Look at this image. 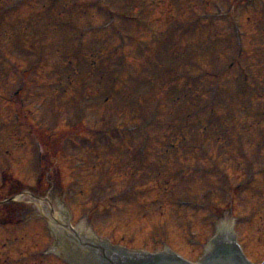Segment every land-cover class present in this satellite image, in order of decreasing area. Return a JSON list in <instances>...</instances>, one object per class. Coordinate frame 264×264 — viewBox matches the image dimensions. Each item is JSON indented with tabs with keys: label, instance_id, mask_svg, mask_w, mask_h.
<instances>
[{
	"label": "rangeland",
	"instance_id": "rangeland-1",
	"mask_svg": "<svg viewBox=\"0 0 264 264\" xmlns=\"http://www.w3.org/2000/svg\"><path fill=\"white\" fill-rule=\"evenodd\" d=\"M154 1L15 0L0 18V264H61L53 236L72 234L62 202L73 227L93 224L101 237L146 250L164 238L193 260L216 201L248 258L263 260L264 0ZM210 55L236 65L189 88L182 77L213 72ZM211 92L217 104L188 114L190 96L199 103ZM22 117L47 135L45 152L44 133L32 136ZM77 122L86 130L67 134ZM184 136L186 153L184 144L169 149L158 174L159 149Z\"/></svg>",
	"mask_w": 264,
	"mask_h": 264
},
{
	"label": "water",
	"instance_id": "water-1",
	"mask_svg": "<svg viewBox=\"0 0 264 264\" xmlns=\"http://www.w3.org/2000/svg\"><path fill=\"white\" fill-rule=\"evenodd\" d=\"M216 239L222 240V237ZM218 240L214 242L215 248L207 254L203 264H233L238 258L242 261L240 248L235 242L228 240L220 244ZM90 248L91 258L89 256L86 260L77 257V252L73 250L68 256L75 261V264H187L171 253L152 255L141 251L117 249L110 245L103 249L95 244L90 245Z\"/></svg>",
	"mask_w": 264,
	"mask_h": 264
},
{
	"label": "trees",
	"instance_id": "trees-1",
	"mask_svg": "<svg viewBox=\"0 0 264 264\" xmlns=\"http://www.w3.org/2000/svg\"><path fill=\"white\" fill-rule=\"evenodd\" d=\"M206 57L204 56V60H207V61H211L212 62V67H214L215 69H216V67L218 66V62H219V60L218 59H216V58H214V57H207V59H205ZM141 66H143V65H141ZM188 67H190L189 65H187ZM205 68V67H204ZM234 68V67H233ZM232 68V69H233ZM206 70H204V69H201V71L199 72V69L197 70L198 72L195 74V77H196V79L195 80H191L190 79V73H193V72H195V71H189V76H188V82H189V84H188V86H189V88H190V82L192 83V82H195V81H198V82H200V83H203L202 82V80L203 79H206V78H209L210 76L211 77H213L211 80H213V83H216V82H218L219 81V79H215L216 77H218V73H215V72H213L214 74H213V76L210 74V70H209V68H205ZM178 70L177 69H174L173 70V73H175V72H177ZM176 74V73H175ZM175 74H174V76H175ZM219 74H220V76L221 77H223L225 74L224 73H222V71H219ZM176 76H178V75H176ZM180 80V79H179ZM178 80V81H179ZM181 80H185L186 81V79H185V77L183 76L182 77V79ZM177 81V82H178ZM189 95H190V92H189ZM193 97L194 96H190V99H189V101H188V107H189V109H194L195 108V105H201V104H199L200 102H202V101H200L199 103H197V102H193ZM201 106H203V105H201ZM190 120V119H189ZM82 125L81 124H79V125H77L76 126V128H80ZM190 137L188 136H184V137H182V138H179V139H176V140H174V141H172L171 139L169 140V141H167V147H166V149H162V153H165L166 151H168L169 149L170 150H178L179 151V145H181V144H184V145H186V148L188 147V145H189V142H190V139H189ZM166 139H167V136H166ZM184 150V149H183ZM157 167H160V165H159V163H158V165H157ZM158 171L160 172V169H158Z\"/></svg>",
	"mask_w": 264,
	"mask_h": 264
}]
</instances>
